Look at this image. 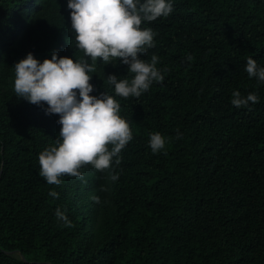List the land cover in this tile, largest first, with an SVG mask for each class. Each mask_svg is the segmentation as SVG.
Here are the masks:
<instances>
[{
  "label": "trees",
  "instance_id": "trees-1",
  "mask_svg": "<svg viewBox=\"0 0 264 264\" xmlns=\"http://www.w3.org/2000/svg\"><path fill=\"white\" fill-rule=\"evenodd\" d=\"M0 264H264V0H0Z\"/></svg>",
  "mask_w": 264,
  "mask_h": 264
}]
</instances>
